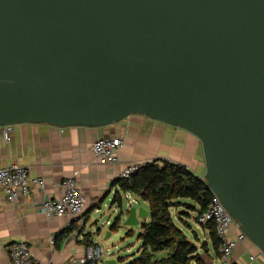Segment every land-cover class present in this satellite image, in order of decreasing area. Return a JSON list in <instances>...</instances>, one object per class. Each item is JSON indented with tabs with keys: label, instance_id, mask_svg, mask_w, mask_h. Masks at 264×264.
Listing matches in <instances>:
<instances>
[{
	"label": "water",
	"instance_id": "obj_1",
	"mask_svg": "<svg viewBox=\"0 0 264 264\" xmlns=\"http://www.w3.org/2000/svg\"><path fill=\"white\" fill-rule=\"evenodd\" d=\"M132 116L199 139L208 190L264 254V0H0V128Z\"/></svg>",
	"mask_w": 264,
	"mask_h": 264
},
{
	"label": "crops",
	"instance_id": "obj_2",
	"mask_svg": "<svg viewBox=\"0 0 264 264\" xmlns=\"http://www.w3.org/2000/svg\"><path fill=\"white\" fill-rule=\"evenodd\" d=\"M103 139L125 141L124 149L118 154L120 165L115 171L98 163L92 155V144ZM156 161L184 166L205 181L206 164L199 139L187 131L145 117L132 116L114 126L97 129L21 125L8 133L6 128H0V170L18 164L29 168L32 181L44 182L43 189L32 183L30 197L17 206L10 204L0 192V264H12L6 248L16 243L26 245L33 258L41 263L71 264L84 257L88 248L96 244L102 224L111 225L110 219L101 223L97 217L103 218L105 211H109L116 219L122 218L121 209L113 203L115 197L120 194L128 204L137 203L135 197L129 200L124 197L117 184L118 174L131 163ZM72 178L77 180L85 199L82 218L75 221L43 215L41 205L58 199L61 184ZM136 207L148 211L144 222H149L148 204ZM124 221L125 216L120 227ZM205 232L206 243L211 244L204 248L210 250L205 262L221 264L208 230ZM236 234L234 229L233 237ZM231 264H264V254L248 240L234 252Z\"/></svg>",
	"mask_w": 264,
	"mask_h": 264
},
{
	"label": "trees",
	"instance_id": "obj_3",
	"mask_svg": "<svg viewBox=\"0 0 264 264\" xmlns=\"http://www.w3.org/2000/svg\"><path fill=\"white\" fill-rule=\"evenodd\" d=\"M117 184L124 197L130 195L147 203L151 214L150 221L140 225L139 257L130 264H207L198 254L197 246L177 226L171 213L172 209L185 207L188 209L185 216L198 211L199 219L211 199L203 180L184 166L156 161L129 180H118ZM113 203L122 208L124 198L118 194ZM121 221V216L114 221L110 227L112 233L119 231ZM203 227L208 230L213 248L219 254L220 240L215 225L211 223ZM159 255L163 258L158 259Z\"/></svg>",
	"mask_w": 264,
	"mask_h": 264
},
{
	"label": "built area",
	"instance_id": "obj_4",
	"mask_svg": "<svg viewBox=\"0 0 264 264\" xmlns=\"http://www.w3.org/2000/svg\"><path fill=\"white\" fill-rule=\"evenodd\" d=\"M6 129L8 133H11L13 127ZM124 147L125 141L123 139H103L92 144L91 152L98 163L109 166L115 171L120 165L118 154ZM150 163L134 162L127 165L118 174L119 180L131 179ZM32 183L38 184L42 189L44 188L42 180H31L29 168L12 164L0 170V192H3L9 203L14 206L19 205L30 197ZM210 193L211 199L205 211L199 215L198 222L202 226L211 223L215 225L216 234L220 240L219 254L221 264H231L234 252L239 246L247 242L248 238L241 231L237 222L225 210L219 198L211 191ZM126 199H131V196L128 195ZM132 203L134 202H129L127 207H132ZM40 212L46 217H68L75 221L82 218L85 212V199L79 189L77 180L75 178L65 180L61 184L60 197L56 200L45 201L40 207ZM234 229L237 230L235 237L232 235ZM51 245H55L54 240L51 241ZM6 249L12 264H55L52 261L41 263L35 260L29 248L21 243L12 244ZM103 259L102 248L94 244L88 248L84 257L73 260L71 264H98Z\"/></svg>",
	"mask_w": 264,
	"mask_h": 264
},
{
	"label": "rangeland",
	"instance_id": "obj_5",
	"mask_svg": "<svg viewBox=\"0 0 264 264\" xmlns=\"http://www.w3.org/2000/svg\"><path fill=\"white\" fill-rule=\"evenodd\" d=\"M131 201V200H130ZM128 201H124V207L127 209ZM133 207L138 205L145 206L144 202L137 200V203L132 204ZM188 209L185 207H177L172 209V215L175 219L177 226L183 230L186 234L188 240L192 242L198 248V254L203 258V260H207L205 256L208 255L210 250L205 251L204 246H209L211 244L206 243L208 240V235L205 232L203 226L198 223L197 215L198 211L196 212H189L187 216H185V212ZM106 215L101 217H97V219L103 223L105 220L111 221V225L116 220V216L109 211H105ZM180 216L183 217V220L180 219ZM122 220V218H121ZM111 225L102 224L101 228H99V236L96 238V244L99 245L104 253V259L99 262L98 264H105L106 261L114 260L117 264H130L131 262L135 261L139 257V251L141 242L138 240V236L140 234V227L136 228H127L124 225H121L120 229L116 233H112L110 231ZM111 237L106 239L109 233ZM212 252V251H211ZM213 253V252H212ZM214 255V253H213ZM112 256V257H110ZM158 259L163 258V255L157 256Z\"/></svg>",
	"mask_w": 264,
	"mask_h": 264
}]
</instances>
